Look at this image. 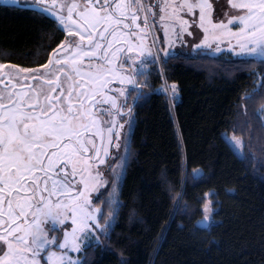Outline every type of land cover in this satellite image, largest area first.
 Returning <instances> with one entry per match:
<instances>
[{"label": "trees", "instance_id": "1", "mask_svg": "<svg viewBox=\"0 0 264 264\" xmlns=\"http://www.w3.org/2000/svg\"><path fill=\"white\" fill-rule=\"evenodd\" d=\"M64 37L53 17L0 3V63L41 67ZM147 65L143 87L129 89L134 122L113 222L80 264H264V62L200 51ZM165 83L176 97L159 91ZM224 131L241 139L240 155ZM207 193L215 221L203 226ZM109 209L105 201L103 216Z\"/></svg>", "mask_w": 264, "mask_h": 264}, {"label": "snow or ice", "instance_id": "2", "mask_svg": "<svg viewBox=\"0 0 264 264\" xmlns=\"http://www.w3.org/2000/svg\"><path fill=\"white\" fill-rule=\"evenodd\" d=\"M5 2L53 17L70 39L42 69L0 64V264H74L51 246L79 251L77 232L88 230L89 220L100 227L94 213L102 209H90L91 193L105 184L100 166L116 163L109 146H120L114 144L121 138L116 117L124 115L118 100L128 92L111 85L143 87L137 79L143 73L133 67L137 60L131 54L136 48L140 57L152 55L144 46L154 18L178 21L182 38L188 21L180 13L198 10L205 33L198 48L235 38L236 45L229 40V47L238 48L237 55L264 62V0H228L236 12L227 23L213 22L216 0ZM236 23L240 28L233 32L229 25ZM214 50L221 51L219 43ZM258 87L264 89V82ZM171 91L176 93L175 85ZM127 123L130 131L131 121ZM118 159L121 176L127 161ZM69 218L76 227L71 234L64 232L62 242L54 229L45 227L63 225Z\"/></svg>", "mask_w": 264, "mask_h": 264}, {"label": "rangeland", "instance_id": "3", "mask_svg": "<svg viewBox=\"0 0 264 264\" xmlns=\"http://www.w3.org/2000/svg\"><path fill=\"white\" fill-rule=\"evenodd\" d=\"M0 3H6L5 0H0ZM66 15V12H65ZM196 18L199 21V16L196 15ZM219 20L216 19L215 23H218ZM168 23V22H166ZM165 24V23H164ZM179 25V23H178ZM165 27L168 28V24L164 25ZM240 28V25L238 24L236 29H231L233 32H238ZM154 30V31H153ZM149 31V34L147 35V39H146V43L144 46V51L145 53H147V51L149 49H151L152 51V55H147L145 54L143 57H140L137 55V53L139 52V49L134 48V51L131 55L134 56V58L137 60V64L133 65V67L137 68V71L140 67V60L144 61L143 67H140V70L143 69H147L148 65L147 62H149L150 59L151 62L153 63H160V61L163 58H167L169 57V55L171 54H195L197 52L203 53V52H208L212 55H217L219 53L222 52H230V55L233 56L234 58H250V57H245L243 55H237L239 49L238 48H230L229 47V40L231 42V44L233 46L236 45V39L235 38H228V37H224L222 39V41H218V42H213V46L211 48H205V49H200V48H195L197 47V45L202 44L204 38H205V33L202 30L199 29H193V30H187L186 32L182 33V38H180L181 34L179 31V28H169L167 29V34L166 31L164 30V34L163 36L165 37L164 41L166 43V47H162L161 45H157V43L155 41L159 40V34L158 32L153 29ZM65 32V37L62 40V42L60 43V45L62 43H64L67 39H70L68 37V33L66 31ZM155 32V33H154ZM192 33L191 35H189L188 33ZM78 39V38H77ZM187 39V41L185 40ZM133 40H136L135 37H133ZM139 43V41H137ZM153 42L154 46H153ZM181 42H185L188 47L187 49H183V50H178V46L181 45ZM219 43V47L221 49V51L216 52L214 49L216 47V44ZM59 45V46H60ZM59 46L52 52L51 57L53 56V54L59 49ZM185 46V45H184ZM183 46V47H184ZM186 50V51H185ZM166 52L168 53V55H166ZM259 59V58H257ZM3 64V63H0ZM33 68H41V67H33ZM139 70V71H140ZM175 85L174 83L168 85L167 83H165L162 88L164 90H167V93L170 94L171 97H176L177 96V88H176V93L173 94L171 91V86ZM131 85H121L119 83H113L111 85L112 88L114 89H120L122 87H127L128 92L122 96L119 97L118 103L123 105L124 107H122L121 111L124 112V115L121 116H117L116 119L118 121L117 124V130L120 131L121 134V138L119 141H115L114 140V144L118 143L120 146L119 148L114 147V146H109V153H110V157L111 159L115 160L116 163L113 164L112 168H107L106 165H102L101 170L103 172V180L105 181V184L103 187H100L98 189V191L91 193V199H92V204L90 205V209L91 208H96V209H102V213L101 212H96L94 213L95 218H96V223L100 225V227H96L95 224L92 223V221H87L88 225L90 226L88 230H86L85 232H77V236L79 237V251L73 250L71 247H69L68 249H57L55 245H52L51 247L54 250H57L59 252H63L66 253V255L68 257L71 258V260L74 262V264H80V257H79V252H81L83 250V248L92 242H101L103 235H105L107 233V231L109 230V227L111 226L112 222H113V217L115 214V210L117 208V205L119 203V186H120V182L121 179L123 177V174L121 176H117V173L120 172L119 167H117V165L120 163V160L118 159V157H126L127 159V150H128V143H129V136H130V132L132 130V126H133V122H134V114H133V110H132V104H133V99L129 98V88ZM176 86V85H175ZM113 95H119L118 92H113ZM130 109V112H129ZM262 119H263V123H264V105L261 107L260 110ZM128 121H131V130L129 131V127H128ZM123 125V128H120V125ZM125 136H127V141H125ZM223 136L226 138V140L230 143V145L233 147V149L236 151L237 154H241L242 152V141L240 138L234 136L232 133L224 131L223 132ZM239 141V144H236L235 142ZM124 173V171H123ZM100 193H103V195H100ZM99 196V199H96V197ZM105 201H108L110 209L107 212L106 216H103V203ZM205 205L208 206V208L210 209L209 212H205ZM203 210V216L200 219V221L198 222L199 224L203 225V226H209L212 222L215 221L214 217H213V210H214V206L212 203V198L210 196L209 193H207L205 195V202H204V207L202 208ZM70 213H69V217H70ZM208 216L209 219L205 220V216ZM46 228H52L54 229V234L56 235V237L58 238L59 241H63L64 239V232L67 231L69 234L72 233V230L74 227H76V225H74L71 221V218L67 219L65 221V224L60 225V224H56V225H52L51 222L48 225H45ZM52 233L50 232V235ZM42 256L45 255V253L41 254ZM41 264H47L46 260H42Z\"/></svg>", "mask_w": 264, "mask_h": 264}, {"label": "flooded vegetation", "instance_id": "4", "mask_svg": "<svg viewBox=\"0 0 264 264\" xmlns=\"http://www.w3.org/2000/svg\"><path fill=\"white\" fill-rule=\"evenodd\" d=\"M152 2L155 5L156 3L159 2V0H152ZM213 8H214V11H213V22H215L216 19H218L219 22L223 21L224 23H227V20L230 18V16L235 14V12H236V10L231 9V7H230V5L228 3V0H216V2L213 4ZM154 11H158V9H156L154 7ZM180 15L182 16V18L184 20L188 21V29L189 30L199 29V30L202 31V29L199 27V21L196 18V15L199 16L198 10H194L193 14H188L187 11L181 12ZM166 22H168V23H166ZM138 23L141 24V26H142L143 25V20L138 21ZM178 23L179 22L175 21V20L160 21L159 20V15H157L154 18V22H152L150 29L151 30L155 29L158 32V34L160 35L159 36V40L155 41L157 43V45H161L164 48L166 47V43L164 41L165 37L163 36L164 30L168 29V28H169V30H170V28H174V29L179 28ZM166 24L169 25L168 28L164 26ZM237 25H238V23L233 24V25H229V27L231 29H236ZM185 40L187 41V39H185ZM187 47H188V45L185 42H181V45H179L177 48H178V50H183V49H187ZM195 48H198V47H195ZM200 49H205V48L201 47ZM175 54H177V53H175ZM169 56H171V54ZM151 60H154V58L150 59L149 62H151ZM131 86H130V88H131Z\"/></svg>", "mask_w": 264, "mask_h": 264}]
</instances>
